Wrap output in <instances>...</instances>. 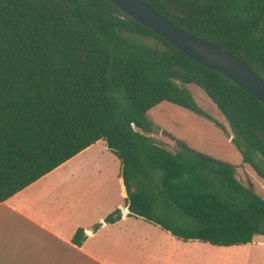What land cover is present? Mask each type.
<instances>
[{"label": "trees", "instance_id": "obj_1", "mask_svg": "<svg viewBox=\"0 0 264 264\" xmlns=\"http://www.w3.org/2000/svg\"><path fill=\"white\" fill-rule=\"evenodd\" d=\"M142 1L264 79V0ZM190 85L226 117L243 163L264 179V103L255 95L110 0H0V203L104 140L120 161L128 216L213 246L264 236V198L234 165L152 135L160 127L148 111L163 101L226 130ZM84 238L78 229L74 241Z\"/></svg>", "mask_w": 264, "mask_h": 264}, {"label": "crops", "instance_id": "obj_2", "mask_svg": "<svg viewBox=\"0 0 264 264\" xmlns=\"http://www.w3.org/2000/svg\"><path fill=\"white\" fill-rule=\"evenodd\" d=\"M111 161L116 166L109 175ZM113 181L125 199L120 161L98 140L0 203V264H207L186 248L191 241L128 216L107 190ZM116 209L120 218L106 222ZM80 228L85 238L79 244ZM256 238L264 243L263 235Z\"/></svg>", "mask_w": 264, "mask_h": 264}, {"label": "rangeland", "instance_id": "obj_3", "mask_svg": "<svg viewBox=\"0 0 264 264\" xmlns=\"http://www.w3.org/2000/svg\"><path fill=\"white\" fill-rule=\"evenodd\" d=\"M190 90L197 103L220 121L227 131L191 110L163 101L148 111L149 117L160 127V131L152 135L170 150H176L180 145L188 146L234 165L238 179L264 198V179L257 176L250 165L243 163L241 153L231 141L232 132L226 117L201 88L190 85ZM115 166L116 163L109 162V175L115 173ZM70 167L72 165L64 167L63 170ZM107 190L112 193V201L125 205V199L119 197L116 182L109 183ZM186 248L193 251V256L198 257L197 260L207 264H264V243L259 238L250 244L228 247L194 240Z\"/></svg>", "mask_w": 264, "mask_h": 264}, {"label": "water", "instance_id": "obj_4", "mask_svg": "<svg viewBox=\"0 0 264 264\" xmlns=\"http://www.w3.org/2000/svg\"><path fill=\"white\" fill-rule=\"evenodd\" d=\"M110 1L125 14L164 37L194 61L223 74L264 103V79L235 55L179 27L142 0Z\"/></svg>", "mask_w": 264, "mask_h": 264}, {"label": "built area", "instance_id": "obj_5", "mask_svg": "<svg viewBox=\"0 0 264 264\" xmlns=\"http://www.w3.org/2000/svg\"><path fill=\"white\" fill-rule=\"evenodd\" d=\"M127 209V208H126Z\"/></svg>", "mask_w": 264, "mask_h": 264}]
</instances>
